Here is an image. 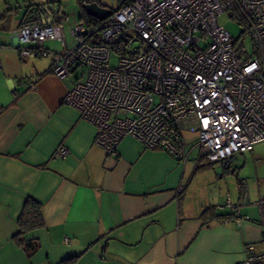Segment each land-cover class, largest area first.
<instances>
[{
    "label": "crops",
    "instance_id": "1",
    "mask_svg": "<svg viewBox=\"0 0 264 264\" xmlns=\"http://www.w3.org/2000/svg\"><path fill=\"white\" fill-rule=\"evenodd\" d=\"M24 10L0 13V264H56L73 255L75 264H240L246 245L263 251L256 202L264 196L250 202L243 179L230 190L207 169L188 180L200 159L199 150L192 156L196 136L191 145L185 133L186 163L129 136L115 155L94 144L95 127L64 102L75 77L58 79L48 59L20 58L13 32ZM59 146L63 157L54 156ZM244 188L242 220L222 221L231 213L226 198L235 204ZM28 198L43 220L25 235L39 245L30 257L13 239ZM207 207L223 217L202 218Z\"/></svg>",
    "mask_w": 264,
    "mask_h": 264
},
{
    "label": "built area",
    "instance_id": "2",
    "mask_svg": "<svg viewBox=\"0 0 264 264\" xmlns=\"http://www.w3.org/2000/svg\"><path fill=\"white\" fill-rule=\"evenodd\" d=\"M223 14L244 25L252 55L218 22ZM99 22L79 21L67 44L62 8L50 0L33 6L13 34L21 59L48 57L55 77H75L64 102L95 127L94 144L106 154L129 136L184 163L190 133L200 157L225 169L234 154L264 142V0H126ZM133 38L142 51L128 50ZM66 153L59 146L54 156ZM246 203L245 190L238 203L226 198L237 224ZM256 206L264 243V197ZM245 252L243 264L264 261V250L249 244Z\"/></svg>",
    "mask_w": 264,
    "mask_h": 264
},
{
    "label": "rangeland",
    "instance_id": "3",
    "mask_svg": "<svg viewBox=\"0 0 264 264\" xmlns=\"http://www.w3.org/2000/svg\"><path fill=\"white\" fill-rule=\"evenodd\" d=\"M32 0H0V13L5 11L7 14L12 13L15 14L14 11L23 10L28 3ZM34 1H41V0H34ZM80 0H59V3L62 8V28L65 34V39L67 44L71 42L70 30L79 22L80 16ZM89 2H99L103 7H106L110 10H116L119 6L118 0H87ZM218 22L222 24L230 33L231 37L238 42L242 41L244 46L245 56H250L253 54V43L248 34H243L242 31L244 30V25L235 23L234 20L230 19L227 14H223L218 16ZM45 47H48L52 51H59L60 46L59 42L57 41H47L44 43ZM129 51H142L141 41L137 38H133L131 43L128 47ZM50 58H43V61L48 63ZM118 55L113 53L110 56L109 64L112 67L117 65ZM187 140L193 143L195 138V134H186ZM198 155V149L193 148L192 156L196 157ZM237 161L236 164L237 168V176L229 171V173L225 174L221 171V164L220 162H210L212 167L207 169L206 171H211L215 173L216 176L222 177V179H216L218 181H222V184L228 186L230 190L234 185L237 186V178L243 179V186L245 184V188L248 192V197L250 198V202H254L257 197L264 196V142L257 144L253 152H246L243 154H236ZM186 163V162H185ZM195 160H188L187 164L190 168L193 167L195 164ZM207 163V162H206ZM197 165V164H196ZM213 168V169H212ZM223 169V168H222ZM193 171V170H192ZM191 171V172H192ZM189 173V175L191 174ZM200 174V173H199ZM198 175V174H197ZM244 188V190H245ZM198 190V187H196ZM245 190V191H246Z\"/></svg>",
    "mask_w": 264,
    "mask_h": 264
},
{
    "label": "trees",
    "instance_id": "4",
    "mask_svg": "<svg viewBox=\"0 0 264 264\" xmlns=\"http://www.w3.org/2000/svg\"><path fill=\"white\" fill-rule=\"evenodd\" d=\"M45 1H50V0H45ZM119 1V6H122L126 0H118ZM80 16H79V21H83L85 24H100V22L94 18H92L91 16L87 15L84 11V9L82 8V5L85 3H89V1L87 0H80ZM95 2V1H93ZM38 3H28L27 6L25 7L24 13L22 15V19L25 17V15H27V13L31 10V8ZM98 5L102 6L99 2H96ZM5 11L4 13H2V17L5 15ZM240 24V23H239ZM242 25V24H241ZM243 34H248L246 30L242 31ZM251 152V151H250ZM177 161H179L178 159H176ZM212 165L211 163H206V161L200 157L197 165H195L193 171L191 172V174L189 175V179L190 180L196 173H198L199 171H201L202 169H209L211 168ZM224 171H231L232 173L235 172V168L231 169V165L226 167L225 169H223ZM243 193V190L241 192V195ZM241 195L239 197V199L241 198ZM227 197V196H226ZM262 198V197H261ZM238 199V200H239ZM231 201V200H230ZM248 202V200H247ZM232 204H234L233 202H231ZM238 203V201L236 202ZM247 204V203H246ZM231 209V208H230ZM233 210L231 209V213L227 216H224V218H229L231 220H233ZM202 218L207 219L209 221L214 220V219H218L220 217H223V215H216L213 212V207H207L205 208L201 215ZM243 218V217H242ZM18 223V231L16 232V234L13 236V239L15 241V243L17 245H19L20 247H22L23 250H25L28 253V256L30 257L31 255H33L34 252H36L38 250V243L35 240H26L25 239V235L33 230H36L38 228H40L43 225V220H42V216L40 213V205L39 203H37L36 201H34L33 199H27L22 207V210L20 212V215L18 217L17 220ZM205 224V222H204ZM79 256L78 255H73V256H68L62 260H60L59 262H57L56 264H75L77 258ZM263 263V262H262ZM262 263H253V264H262ZM243 264V263H240Z\"/></svg>",
    "mask_w": 264,
    "mask_h": 264
},
{
    "label": "water",
    "instance_id": "5",
    "mask_svg": "<svg viewBox=\"0 0 264 264\" xmlns=\"http://www.w3.org/2000/svg\"><path fill=\"white\" fill-rule=\"evenodd\" d=\"M82 8L84 9L87 15L91 16L92 18L98 21L104 20L112 12V10L100 6L96 2L85 3L82 5Z\"/></svg>",
    "mask_w": 264,
    "mask_h": 264
}]
</instances>
